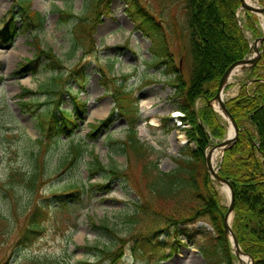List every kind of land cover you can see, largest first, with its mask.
Masks as SVG:
<instances>
[{
  "label": "rangeland",
  "instance_id": "1",
  "mask_svg": "<svg viewBox=\"0 0 264 264\" xmlns=\"http://www.w3.org/2000/svg\"><path fill=\"white\" fill-rule=\"evenodd\" d=\"M99 1L0 0V33L4 32L3 18H10L11 11L15 27L13 37L0 38V185L3 184L1 179L9 173H29L37 165L41 169V176L36 198L39 203L47 205L48 211L44 218L43 234L24 248L20 255L13 257L10 251L12 244L16 242V235L11 239L0 237V264H208L196 246V241L190 237L196 234L204 236L212 231L205 222L189 226L188 235L182 234L179 242L168 239V236L161 237L163 243L156 254L134 256L135 239L131 233H147L152 229L149 218L145 216L141 221L147 224H137L131 220L138 211L137 205H143L148 197L153 200L144 174L149 159L141 160L132 154L126 168V178L116 177L111 180L103 173L92 176L85 166L93 160L91 151L99 156L105 166L109 165L111 158L117 161L119 167L127 164L126 156L110 153L106 141L108 135L115 141L126 138L129 123L125 118L116 114L111 126L102 129L96 137L90 136L88 127L89 124L109 117L115 101L108 90L113 92L119 86L132 91L138 99V136L141 141L162 151L159 165L162 171H174L178 160H187L185 150H189L188 147L195 149V143H189L187 137L190 125L184 121V117H174L179 109L173 99L177 90L173 86L175 76L154 57V51L165 49L159 55L163 54L167 61L174 62L175 72L178 71L177 75H182L186 82L189 83L192 79L194 60L186 0H135L154 20L146 19L148 16L144 13L137 25L136 11L128 0H108L109 8L105 13L102 8L106 0L100 7ZM250 4L263 6L260 0H252ZM62 10L71 11L86 19L81 23L75 19L61 23L59 12ZM30 11L40 13L46 19L42 30H22L26 22L25 13ZM247 13L249 12L239 10L238 15L244 20ZM250 14L259 17L256 27L259 24L262 37L264 14ZM87 21H91V25L86 28ZM208 23L211 25L207 31L208 52L211 54L209 66L216 67L224 60V49L228 50L230 46L217 33L215 20L211 19ZM89 28L93 30L91 35ZM73 29L77 30L76 36L84 44V50H79L71 59L68 55L75 37ZM244 32L253 45L256 40L253 34L248 29H244ZM36 35L43 48L52 49L64 61L66 72L77 67L84 69L82 79L85 80V87L79 96L82 101L87 102L84 120L77 116L73 96L68 92L70 89L79 90V84L73 78H64L58 84L57 93H62L60 97L59 94L42 90L51 80V73L36 75L31 71L18 72L22 62L34 58L35 48L32 43ZM259 50H263L262 44L259 45ZM252 53L253 51L248 58ZM113 63L115 68L112 73L110 65ZM258 75H264V67L259 66L256 73H253V68L245 70L231 81L230 85L233 87L225 91V97H236L241 90L240 85H250ZM56 103L63 109H69L75 119L79 120V128L73 134L75 139L84 138L90 144V151L84 158L86 163H82L78 169L71 167L72 165L60 164V158L65 157L68 151V139L65 135L60 137L58 143L41 137L37 117L48 109L55 108ZM202 104V99L196 101L197 111ZM55 115L61 121V113L55 110ZM222 119L227 128L225 119ZM252 132H255L254 129ZM220 142L212 140L206 154L214 149L219 150L217 146ZM252 144L258 147V143ZM222 156L223 153L215 159V170L219 168ZM71 184L80 187V200L64 207L59 202L61 199L68 200L65 194L73 192L67 189ZM214 184L228 213L230 200L222 193L220 183L215 180ZM84 185L85 189L82 188ZM22 194L23 199L28 201L29 194L26 190ZM10 197L12 198L11 190L0 186V208L6 206ZM166 206L172 207V204L162 203V207ZM19 222L21 224L22 219ZM102 224L115 229L121 240L111 242L106 231L95 228ZM108 249L119 250L121 255L113 261L109 260L112 258L110 254L104 253ZM231 249L234 254L232 245ZM234 263L241 264L237 257Z\"/></svg>",
  "mask_w": 264,
  "mask_h": 264
},
{
  "label": "trees",
  "instance_id": "2",
  "mask_svg": "<svg viewBox=\"0 0 264 264\" xmlns=\"http://www.w3.org/2000/svg\"><path fill=\"white\" fill-rule=\"evenodd\" d=\"M260 1L264 5V0ZM103 3L104 0H100L99 7ZM128 3L134 7L139 19L144 17V13L152 19L135 0H128ZM185 4V9L189 13V28L192 35L194 60L192 79L188 83L182 75H177L176 65L172 61L164 60L160 63L166 65L168 72L175 76L173 85L177 90L174 100L184 114V121L190 125V129H187V137L189 143H195V149L188 147L189 150H185L188 155L187 160H178L177 168L170 173L160 170L162 152L139 139L136 130L139 122L138 99L132 91L124 89L123 86L116 87L112 94L116 106L110 116L105 120L90 124L89 128L90 136L96 137L95 135L102 129L111 126L116 112L128 121V134L125 140L115 141L111 135L106 138L111 154L126 156L125 166L119 167L114 158H111L109 165L105 166L94 151H91L93 160L91 163H86L84 158L90 151V144L84 138L76 140L73 136L79 128V120L75 119L69 109H63L58 105V102L54 104L55 108L38 115L39 131L41 137L56 143L60 142L62 135H65L68 139V151L65 157L60 158V164L72 165L71 167L78 169L82 163H86L85 166L92 176L103 173L109 180L116 177L126 178V168L133 157L132 154L141 160L143 158L150 160L146 171L144 169V174L149 194L153 200L148 197L143 205H137L138 211L131 220L137 224L144 223L141 218L145 216L149 218L152 229L147 233L143 231L131 233L135 239L133 246L135 257L143 256L145 253L156 254L163 243L161 237L168 236V239L179 242L182 234L188 235L189 226L205 222L212 231L204 236L196 234L190 237L196 241V246L207 263L235 264L236 257L232 254L231 245L225 235L224 221L227 208L222 204L215 184L206 171L205 152L212 140H223L227 135L222 118L208 103L216 97L220 81L227 70L234 63L243 60L250 51L249 42L240 26V19L237 17L242 2L241 0H186ZM103 5L102 10L106 12L109 1L106 0ZM59 14L61 23H68L70 19L81 23L86 19L68 11H60ZM251 17L254 18L253 21ZM13 18V14L10 18L4 17V32L0 33V38L14 36ZM211 19L215 20L217 33L230 46L228 50L224 49V60L216 67L209 66L211 54L208 52L207 31L208 27H211L208 23ZM246 19L245 24L243 23L244 28L251 31L255 37L261 36L256 27L257 17L247 13ZM45 20L40 13L30 11L26 16L23 30L29 32L36 29L42 30ZM89 20H91L90 17ZM90 22L85 23L86 28L91 25ZM92 32L93 30L89 28L90 35ZM77 33V30H72L75 37H73L72 49L68 55L71 59L79 50H84V44L79 42ZM32 44L35 48L34 58L22 62L18 72L31 71L36 75L51 73V80L42 87V90L54 95L59 94L57 93L58 84L64 78H73L79 84V90L70 89L68 92L73 96L77 116L84 120L87 104L79 98L81 90L85 87V80L82 79L84 69L77 67L66 72L64 61L58 58L52 49L43 48L37 35L33 37ZM259 66L264 67V54L258 66L253 69L254 73L258 72ZM110 68L113 71V65H110ZM63 70L65 71L62 72ZM198 99H202L203 104L197 111L195 104ZM227 109L241 129L237 143L225 152L219 172L223 179L231 182L235 192L232 230L242 250L254 259V264H264V75L256 76V80L249 88L243 85L238 96L228 101ZM55 110L61 113V121L55 117ZM252 129L255 132H252ZM253 142H257L258 147L254 148ZM36 166L29 173L11 172L1 179L3 184L0 186L11 190L12 198H9L4 208H0V237L11 239L13 235L17 236L10 250L13 257L20 255L22 250L37 240L44 231V218L48 211L47 205L39 203L36 198L41 176V169ZM82 188L85 189L86 186ZM67 189L73 192L65 194L68 200H60L59 204L62 203L64 207L80 200L81 192L77 184H71ZM24 190L29 194L28 201L23 199ZM141 197L144 200L142 193ZM164 202H170L172 207H162ZM95 228L106 231L111 242L121 240L116 230L105 224ZM115 247H117V242ZM119 250L108 249L104 253L110 254L112 258L109 259L113 261L121 255Z\"/></svg>",
  "mask_w": 264,
  "mask_h": 264
},
{
  "label": "water",
  "instance_id": "3",
  "mask_svg": "<svg viewBox=\"0 0 264 264\" xmlns=\"http://www.w3.org/2000/svg\"><path fill=\"white\" fill-rule=\"evenodd\" d=\"M242 8L244 10L252 12L256 15L264 14V8L253 6L249 3H247L245 0H242ZM256 42H260L261 44H263L264 43V37L257 39ZM255 51L258 52V49L255 48ZM259 58L260 57H258V59L255 62H253L252 67L257 64ZM248 62H250V61H249V59L246 58L242 61H239V62L233 64L228 69V71L225 73V75L221 79L218 94L216 95V98H215V100H218L220 102L222 111L225 112L229 116L231 123L235 129V136L233 138H230L227 140L225 139L226 141L224 140L222 143H220L217 146V147L223 149V154H224L225 150H227L228 148H230L231 146H233L237 142V140L239 138L240 129H239V126L236 123L235 119L233 118V116L228 112L227 107H226V103L223 101L222 94H223L224 89L228 85V78H229L230 73L238 67L245 66ZM209 104H210V106L214 107L212 102H210ZM205 162H206L207 172L209 174H211L218 183L227 185L230 188V194L231 195H230V202H229V207H228L229 209H228V213L225 217V235L232 242L233 247H234V253H235L236 257L239 260H240L241 256L247 257L250 260L249 264H253L254 263L253 258L251 256L247 255L245 252H243V250L240 247V244H239V241H238L236 235L232 231L231 220H233L234 210H235V193H234V189L232 187V184L229 181L221 178L218 175V171L214 170L210 155L206 154Z\"/></svg>",
  "mask_w": 264,
  "mask_h": 264
},
{
  "label": "bare ground",
  "instance_id": "4",
  "mask_svg": "<svg viewBox=\"0 0 264 264\" xmlns=\"http://www.w3.org/2000/svg\"><path fill=\"white\" fill-rule=\"evenodd\" d=\"M247 3H251L252 2V0H245ZM241 2H242V0H241ZM256 7H259V6H256ZM262 8H264V7H262ZM239 12V11H238ZM237 17H238V14H237ZM254 19H252V21H253ZM261 43L260 42H257V43H255V44H253V48H259V45H260ZM257 57H258V54H257V52H255V50H253V53H252V55L248 58L249 59V61L250 62H248L245 66H243V67H238V68H236V69H234L231 73H230V75H229V78H228V82H231V81H234V79H235V77L236 76H239V75H241L245 70H247V69H251V67H252V65H253V62H255L256 60H257ZM218 94V93H217ZM225 94V93H224ZM212 103H213V106L215 107V109L217 110V111H219L220 113H221V115H223V117L225 118V121H226V124H227V129H228V131H227V133H228V135H227V138H226V140L227 139H230V138H233L234 136H235V129H234V127H233V125H232V123H231V120H230V118H229V116L225 113V112H223L222 111V109H221V104H220V102L218 101V100H215V98L212 100ZM175 113V112H174ZM178 116V114H175L174 115V117H177ZM240 132H241V130H240ZM225 140V141H226ZM254 145H257V143L256 142H254ZM254 148L256 147V146H253ZM223 152V149H219V150H217V149H214V150H212V151H208L207 153H208V155H210V157H211V162H212V165H213V168H214V170H215V167H214V163H215V159L217 158V156L219 155V154H221ZM263 162H264V160H263ZM220 189H221V191H222V193L224 194V195H226V197H227V199L228 200H230V188L227 186V185H224V184H220ZM240 262H241V264H249L250 263V260H249V258H247V257H244V256H241V258H240Z\"/></svg>",
  "mask_w": 264,
  "mask_h": 264
}]
</instances>
